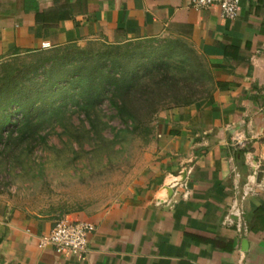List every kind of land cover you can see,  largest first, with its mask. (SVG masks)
Masks as SVG:
<instances>
[{"label":"crops","instance_id":"0c3cea01","mask_svg":"<svg viewBox=\"0 0 264 264\" xmlns=\"http://www.w3.org/2000/svg\"><path fill=\"white\" fill-rule=\"evenodd\" d=\"M177 33L208 64L210 92L160 115L131 193L61 216L95 225L82 254L40 247L59 217L0 194V264H264V0H240L235 19L191 0H0V60Z\"/></svg>","mask_w":264,"mask_h":264},{"label":"rangeland","instance_id":"374dc122","mask_svg":"<svg viewBox=\"0 0 264 264\" xmlns=\"http://www.w3.org/2000/svg\"><path fill=\"white\" fill-rule=\"evenodd\" d=\"M190 73L213 84L200 51L178 33L92 39L1 59L0 194L16 208L57 217L119 201L150 164L160 115L180 106L168 99L142 127L124 121L114 104L123 100L120 79L133 74L137 86L168 90ZM10 99L21 103L7 107L4 124Z\"/></svg>","mask_w":264,"mask_h":264},{"label":"trees","instance_id":"16d2710c","mask_svg":"<svg viewBox=\"0 0 264 264\" xmlns=\"http://www.w3.org/2000/svg\"><path fill=\"white\" fill-rule=\"evenodd\" d=\"M132 75H126L120 79V81L123 80L124 82L122 86L124 91L119 95L123 97V100L122 102L115 101L114 104L118 114L120 117L124 118V121H127L128 118L137 119L139 121L138 126L140 127L143 126L144 119L159 109V104L165 103L168 99L176 102V105L189 104L198 100L197 97H203L204 94L209 93L212 87V85H207L206 81L197 76L196 73L193 75L190 73L185 80H183L182 85H180L179 81L175 80L173 83L169 84L170 87L168 90H165V88H162L160 85L156 87L154 85H147L146 89H144L142 86H137L139 81L134 83L135 79ZM15 103L20 104L21 102L13 99L6 102L4 107V110H6L4 124H8L12 116L11 111L7 112V107ZM141 123L142 125H140ZM144 127L147 128L145 125ZM148 131H151V129L148 128L147 132ZM58 217L61 219V215Z\"/></svg>","mask_w":264,"mask_h":264},{"label":"built area","instance_id":"2783aa9c","mask_svg":"<svg viewBox=\"0 0 264 264\" xmlns=\"http://www.w3.org/2000/svg\"><path fill=\"white\" fill-rule=\"evenodd\" d=\"M191 3L195 7H208L216 4L220 7L222 15L228 19H235L240 10V0H191ZM44 47L48 45L45 44ZM233 213L238 216L237 225L240 227L243 211L237 207ZM228 221L235 223L230 217ZM94 229L95 225L91 222L61 218L55 222L49 233L39 238V246L43 248L55 246L63 252L82 254L88 250L89 235Z\"/></svg>","mask_w":264,"mask_h":264}]
</instances>
